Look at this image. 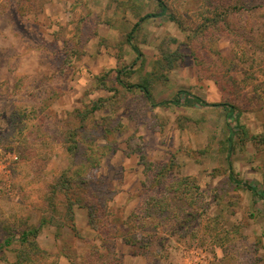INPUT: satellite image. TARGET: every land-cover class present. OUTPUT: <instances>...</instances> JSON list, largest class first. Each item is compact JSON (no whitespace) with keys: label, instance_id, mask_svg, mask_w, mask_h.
<instances>
[{"label":"rangeland","instance_id":"1","mask_svg":"<svg viewBox=\"0 0 264 264\" xmlns=\"http://www.w3.org/2000/svg\"><path fill=\"white\" fill-rule=\"evenodd\" d=\"M163 1L0 0V264H264V0Z\"/></svg>","mask_w":264,"mask_h":264},{"label":"trees","instance_id":"2","mask_svg":"<svg viewBox=\"0 0 264 264\" xmlns=\"http://www.w3.org/2000/svg\"><path fill=\"white\" fill-rule=\"evenodd\" d=\"M157 2L158 6L160 7L161 9V12L158 13V14H152V15H149L148 17H165L169 14V11H168V8H167V5L166 3L163 1V0H154ZM131 39V37H130ZM129 39V40H130ZM133 50L137 53H139V50L136 48V47H133ZM139 89H142V92L146 95V98L151 100L152 99V94L150 93V91L148 90L147 87L145 86H139L138 87ZM174 104L175 106H184V107H187V108H193L195 106H203V107H221L223 109H225L229 114H231V116H234V118H237L239 117V114L237 113V109L235 107H232V106H229V105H226V104H214V105H208L206 103H204L199 97L197 96H193L191 94H188V93H180L176 99H174L173 101L171 102H165V103H162L161 105H167V104ZM230 177L232 179V181H234V183H237L238 182L236 181L235 177V173H234V170L232 169V166L230 167ZM83 186H86L88 185V183H81ZM252 191H254L253 188H251ZM255 193L257 194L258 192L255 190ZM92 198H93V195H92ZM73 207H74V204L73 202H69L68 204V214H69V220H70V225L69 227L71 228L73 234L75 235H78L77 234V229H76V226H75V218H74V214H73ZM99 207V208H98ZM91 206H88L87 209L89 210V218H90V223L92 224V227L94 228L95 231H97L98 233L99 230L98 228L95 227L94 225V222L93 221V215H92V211H91ZM95 213L94 215H97V214H100L99 211H102L104 213H107V207L105 206H97L95 207ZM98 216V215H97ZM96 216V217H97ZM150 214L145 212V211H141L140 212V216H138V220L137 221H141L142 218H150ZM115 220H119V219H115ZM115 221V222H117ZM48 221H44L42 220V224H41V227L44 226L45 223H47ZM153 223V222H152ZM111 234H114L116 235L117 238H120V239H123L122 238V233L121 231L117 230V226L116 225H113L111 228ZM39 232H40V227L39 228H33L31 230H28V231H24L21 235V240H22V244L25 245L27 243H29V240L30 238H35L37 239L38 238V235H39ZM102 238V237H101ZM77 239H79L77 237ZM104 239V238H102ZM124 241L131 247L133 248H139V251L138 252H134L138 255H142L143 257H148L149 256V248H151V245H145V246H141V247H137L138 245V240H134L132 238H125ZM105 243V242H104ZM6 244L7 246L11 245L12 244V239H8L6 241ZM113 249L111 250V253L112 255L114 254V257L115 259L112 261L110 260L109 262L107 260H103L101 264H123V261L121 260L120 256H117V254H115V250H114V246L113 244H109ZM32 246L35 247V243H32ZM105 248V246H104ZM98 253V252H97ZM98 255V254H97ZM116 255V256H115ZM67 258L69 259V257L67 256ZM119 259V260H118ZM71 263V262H70ZM149 264V262H148Z\"/></svg>","mask_w":264,"mask_h":264},{"label":"crops","instance_id":"3","mask_svg":"<svg viewBox=\"0 0 264 264\" xmlns=\"http://www.w3.org/2000/svg\"><path fill=\"white\" fill-rule=\"evenodd\" d=\"M83 215H84V221H85L86 220V214H83ZM78 225H79V223H78ZM87 225H88V221H87ZM92 232H94V234H93L91 239H93V241H95L97 243V239L95 238L96 232L95 231H92ZM119 245L120 244L118 243V246ZM116 253H118V254L121 253L120 255H122V257H123V263L124 264H148V261L142 255H138V254L134 253L130 246H128L127 250L124 252H120L117 249ZM62 259H64V258H62Z\"/></svg>","mask_w":264,"mask_h":264}]
</instances>
